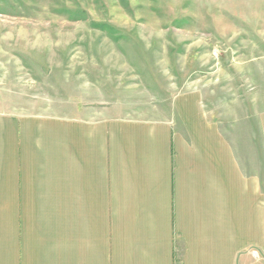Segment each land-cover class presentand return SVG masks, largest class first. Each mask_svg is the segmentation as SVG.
Wrapping results in <instances>:
<instances>
[{"label": "crops", "instance_id": "1", "mask_svg": "<svg viewBox=\"0 0 264 264\" xmlns=\"http://www.w3.org/2000/svg\"><path fill=\"white\" fill-rule=\"evenodd\" d=\"M255 89L233 121L196 89L143 116L0 108V264H264Z\"/></svg>", "mask_w": 264, "mask_h": 264}, {"label": "rangeland", "instance_id": "2", "mask_svg": "<svg viewBox=\"0 0 264 264\" xmlns=\"http://www.w3.org/2000/svg\"><path fill=\"white\" fill-rule=\"evenodd\" d=\"M257 86L264 0H0L7 113L83 105L143 116L196 89L233 121Z\"/></svg>", "mask_w": 264, "mask_h": 264}, {"label": "built area", "instance_id": "3", "mask_svg": "<svg viewBox=\"0 0 264 264\" xmlns=\"http://www.w3.org/2000/svg\"><path fill=\"white\" fill-rule=\"evenodd\" d=\"M254 253L257 254V255L259 254L257 250H254Z\"/></svg>", "mask_w": 264, "mask_h": 264}]
</instances>
